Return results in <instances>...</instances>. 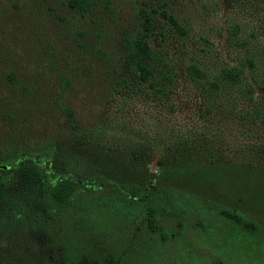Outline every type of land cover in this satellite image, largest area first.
<instances>
[{
	"label": "trees",
	"instance_id": "obj_1",
	"mask_svg": "<svg viewBox=\"0 0 264 264\" xmlns=\"http://www.w3.org/2000/svg\"><path fill=\"white\" fill-rule=\"evenodd\" d=\"M23 2L25 15L20 13V25L8 13L11 8L0 4V74H16L23 67L18 51L21 36L34 40L36 60H40L39 70L24 77L9 100L0 103V219L12 218L22 226L29 223L23 228L24 242L31 244L24 243L23 248L44 264H159L170 257L164 246L171 244L176 246L172 259L181 264L179 256H185L188 248L183 242L182 231L188 226L184 219L194 211L192 231L201 232L195 240L206 237L209 246L238 264H261L255 255L264 250V231L258 225L261 216L256 219L250 213L258 205L245 200V172L236 173V163L223 162L212 169L199 165L162 168L147 178L135 175L136 164L118 158L111 147L101 150L98 145H84L90 140L85 132L83 139L75 137L73 146L61 147L51 138L36 142L39 138L34 129L21 122L23 108L39 94L44 74L47 80L50 75L60 78V92L46 110L53 116L54 109L62 111L59 115L71 114L69 94H80L84 102L91 99L98 104L106 91L128 87L119 66L111 65L117 63L115 57L126 61L136 78L133 82H146L148 96L160 101L158 94H166L170 78L163 69L152 66L156 49L146 39L154 28L150 13L158 6L147 8L141 0ZM133 3L137 5L136 25L127 29L121 16ZM161 12L177 32H184L173 13ZM73 50L86 53L76 66L68 57ZM256 69L250 58L239 55L235 64L220 68L204 95L225 92L230 101V96L245 97V90L252 94L256 88L264 90ZM187 71L193 78L205 76L196 63ZM259 97L251 113L264 123V93ZM239 117L245 120V114ZM188 169L198 173L190 174ZM214 169L215 173L209 172ZM191 183L197 187L192 188ZM201 188L207 194L202 199L216 205L215 214L210 207L194 205V194ZM261 210L264 216V205ZM223 222L230 224L227 229L221 227ZM195 258L192 254V264Z\"/></svg>",
	"mask_w": 264,
	"mask_h": 264
},
{
	"label": "rangeland",
	"instance_id": "obj_2",
	"mask_svg": "<svg viewBox=\"0 0 264 264\" xmlns=\"http://www.w3.org/2000/svg\"><path fill=\"white\" fill-rule=\"evenodd\" d=\"M141 1L140 4L147 8L158 6L156 11L150 13L154 28H151L146 39L156 49L157 57L152 66L154 69H163L171 81L165 84L168 90L166 94H158L162 99L157 101L148 96L146 82H133L132 79L136 78L126 61L115 57L117 63L112 61L111 65L119 66L120 75L128 79V87L106 91L105 98L98 104L91 99L84 102L80 94H69L67 102L73 108L71 114L59 115L62 111L54 109L56 116H53L52 112L46 110L50 107V101L60 92V78L50 75L47 80L44 74L39 94L36 93L23 108L21 122L34 129L39 138L36 142L51 138L61 147L73 146L75 137L83 139L85 132L90 140L84 145H98L101 150L111 147L114 150L112 153L118 158H129L136 164L135 175L147 178L158 174L162 168L181 169L182 166L199 165L212 169L223 162L236 163L235 172H245V200H252L258 205L250 213L256 219L261 216L258 225L264 231V216L261 215L264 205V123L253 111L251 113L254 101L259 100L264 90L256 88L253 94L245 90V97L241 94L230 96V101L226 100L230 94L225 98V92L204 95L209 81L220 68L235 64L239 55H245V58H250L256 64V77L264 83V0H245V3L227 0ZM0 4L11 8L7 10L8 13L13 15L16 25H20V13L25 15L23 0H0ZM163 9L174 14L183 33L177 32L162 17ZM136 12L135 3L124 10L121 18L127 29L136 25ZM229 26L234 27L228 31ZM20 41L18 51L23 67L17 68L16 74H0V103L8 101L19 82L40 68L34 40L32 42L28 36H21ZM114 43L118 44L116 38ZM85 54L84 50L83 55L80 50H73L68 55L71 65L76 66L75 62L82 56L84 59ZM191 63H196L204 70L205 76H190L187 68ZM242 113L245 114V120L239 117ZM80 151L83 152V145ZM238 163L243 166L239 167ZM187 172L196 175L198 170L188 169ZM192 184V188L197 187ZM195 193L193 198L196 208L210 207L213 209L212 214H215L216 205L208 204L201 197L207 195L204 190L201 188ZM195 216L193 211L184 219L188 226L182 231L183 242L187 243L188 248L185 249V256H179L181 264H192V254L197 256L195 264H238L209 246L206 237L202 239L206 245L195 240L201 234L198 230L192 231L193 224H196ZM14 220L0 219V264H44L38 263L34 253L27 252L22 246L30 243L24 242L26 234L23 230L29 223L22 226ZM229 225L223 222L221 227L227 229ZM174 227L171 225L170 230ZM164 247L170 257L164 258L159 264H175L171 253L175 252L176 246L168 244ZM188 251L191 252L187 254ZM255 255L264 264V250L256 251ZM200 258H204V262ZM247 259L253 261L252 257L247 256Z\"/></svg>",
	"mask_w": 264,
	"mask_h": 264
}]
</instances>
